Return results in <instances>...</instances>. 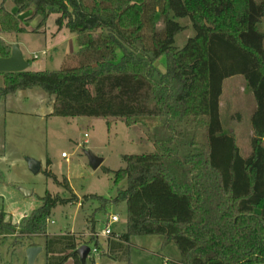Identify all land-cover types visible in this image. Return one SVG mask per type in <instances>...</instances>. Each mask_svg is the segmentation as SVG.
Returning a JSON list of instances; mask_svg holds the SVG:
<instances>
[{
    "label": "trees",
    "instance_id": "16d2710c",
    "mask_svg": "<svg viewBox=\"0 0 264 264\" xmlns=\"http://www.w3.org/2000/svg\"><path fill=\"white\" fill-rule=\"evenodd\" d=\"M11 1L17 13L39 16L38 26L55 14L78 48L67 55L72 65L2 73L0 97L38 86L53 96V116L119 118L127 126L155 117L161 134L153 151L121 156L112 181L126 185L114 197L89 196L103 207L126 202V230L106 236L105 248L94 237L46 233L52 209L77 202L65 177L69 197L46 191L15 224L0 211V235L43 236L45 264H82L74 250L93 240L102 257L130 264V237L140 234L175 243L181 259L165 264L264 263V0ZM17 13L0 6L2 31H25ZM184 17L195 33L178 48ZM9 52L0 38V56ZM235 75L255 103L246 156L220 120L223 81Z\"/></svg>",
    "mask_w": 264,
    "mask_h": 264
},
{
    "label": "rangeland",
    "instance_id": "374dc122",
    "mask_svg": "<svg viewBox=\"0 0 264 264\" xmlns=\"http://www.w3.org/2000/svg\"><path fill=\"white\" fill-rule=\"evenodd\" d=\"M1 5L17 13L11 0H0ZM31 14L30 8L17 13L24 32L0 30V38L8 44L19 45L28 61V70H55L74 64L76 61L67 55L77 50V36L69 33L65 26L59 28L55 14L49 15L40 26V17L30 18ZM177 20L187 25L174 37V45L180 48L195 31L187 17ZM156 25L161 26L160 22ZM261 28L264 29V23ZM162 60L155 62L160 68ZM2 86L3 75L0 73V88ZM52 101L53 96L38 86L0 97V211L5 212L6 220L15 224L40 206V197L46 191L69 197L70 191L62 185L65 177L77 196V202L57 204L52 209L47 221V234L70 231L82 235L87 241L91 233H103L106 225L114 233L126 230L125 201L103 207L100 201L89 196L112 198L125 187V181L113 185V171L124 166L123 154L153 151L152 140L161 134L159 118L141 117L127 126L119 118L59 117L50 114ZM254 105L242 76L235 75L223 81L219 99L220 120L225 131L234 133L243 156L251 150L250 117ZM196 129L197 137L202 139V128ZM86 151L102 158L97 168L89 166ZM61 153L67 157H62ZM26 157L40 162L37 173L29 170ZM46 171L57 181L52 175L47 176ZM20 188L31 193L26 196ZM111 214L117 215V222L108 223ZM94 242L88 241L87 245L92 247ZM30 243L43 247L44 237L16 238V234L10 231L0 235V264H28L26 249ZM127 259L130 264H165L167 260L179 261L181 254L175 243H163L161 235L140 234L130 237ZM86 261L89 264L91 258ZM99 262L121 264L110 262L106 257H101ZM32 264H45L44 248L37 253Z\"/></svg>",
    "mask_w": 264,
    "mask_h": 264
},
{
    "label": "water",
    "instance_id": "95a60500",
    "mask_svg": "<svg viewBox=\"0 0 264 264\" xmlns=\"http://www.w3.org/2000/svg\"><path fill=\"white\" fill-rule=\"evenodd\" d=\"M9 47H10L9 55L5 57L0 56V72L1 73L20 72L26 70L28 67V61L23 57L19 45L16 43H11L9 44ZM85 154L88 158V164L92 169L97 168V166L102 162V158L95 156L90 151H86ZM26 162L29 170L32 173H37L40 170L41 165L38 160H35L31 157H26ZM20 191L26 196L31 193V191L23 188H20ZM41 250L42 247L38 245L27 247L26 259L28 264L33 263L35 256ZM89 251H90L89 245L81 244L74 250V253L78 256L80 262L82 264H85ZM256 264H264V263H256Z\"/></svg>",
    "mask_w": 264,
    "mask_h": 264
},
{
    "label": "built area",
    "instance_id": "2783aa9c",
    "mask_svg": "<svg viewBox=\"0 0 264 264\" xmlns=\"http://www.w3.org/2000/svg\"><path fill=\"white\" fill-rule=\"evenodd\" d=\"M61 156L62 157H67V155L65 153H61ZM118 221V217L116 214H111L109 217H108V223H113V222H117ZM114 233L110 227L108 225H106L103 233H101L100 235L101 236H108L110 234ZM99 234L97 233H91L90 236L91 237H94L95 239L98 238V236H100ZM99 249L97 247V245H93L92 247H90V251H89V254L87 256V258H91V261H90V264H100L99 262ZM86 258V259H87Z\"/></svg>",
    "mask_w": 264,
    "mask_h": 264
},
{
    "label": "crops",
    "instance_id": "0c3cea01",
    "mask_svg": "<svg viewBox=\"0 0 264 264\" xmlns=\"http://www.w3.org/2000/svg\"><path fill=\"white\" fill-rule=\"evenodd\" d=\"M20 25H21V22H20ZM22 26V25H21ZM23 27V26H22ZM1 30V29H0ZM2 31V30H1ZM4 32V31H3ZM74 38V37H73ZM72 38V39H73ZM8 44V43H7ZM9 45V44H8ZM1 73V72H0ZM4 81V80H3ZM104 238H106L105 236H103ZM81 238H82V240L84 239L83 237H82V235H81ZM88 239H90L91 238V236L89 235L88 237H87ZM104 238H102V239H100L99 237L97 238V241L99 242V244H100V246H102V247H106V242H105V239ZM100 240V241H99ZM83 241H85V240H83ZM103 241V242H102ZM82 244H87V243H82ZM43 248V247H42ZM100 255V254H99ZM101 255L99 256V259H101ZM110 262H111V260H110Z\"/></svg>",
    "mask_w": 264,
    "mask_h": 264
}]
</instances>
